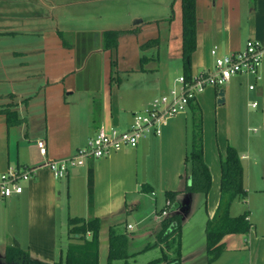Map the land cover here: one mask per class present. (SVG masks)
Listing matches in <instances>:
<instances>
[{"label": "crops", "instance_id": "1", "mask_svg": "<svg viewBox=\"0 0 264 264\" xmlns=\"http://www.w3.org/2000/svg\"><path fill=\"white\" fill-rule=\"evenodd\" d=\"M102 1L0 0V109L9 106L22 119L9 125L0 112V172L11 165L32 171L28 179L19 181L20 193L0 195V264L12 241L35 260L53 263L63 258L72 240L68 235L62 241L59 228L70 217L99 218L98 260L101 252L107 259L109 228L121 232L120 223L132 228L126 222L135 208L132 201L156 197L147 216L157 213L158 202L166 201V191H178L180 209L188 205L190 193L183 190L189 179L183 172L189 107L165 119L159 133H143L135 147L111 150L71 167L66 181L45 163L72 157L99 127L107 132L128 129L133 114L146 113L153 100L176 84V77L165 70L183 74L181 30L175 36L176 48L170 49L175 43L170 29L178 20L179 0L152 4L157 7L152 12L144 6L145 14L137 12L141 8L129 0L119 16L108 18L106 23L118 25L105 26L112 29L102 27L108 12L98 4ZM55 12L60 13L57 18ZM195 13L190 75L213 69L214 47L216 55L222 56L240 50L247 40L264 44V0H195ZM133 18L138 20L131 23ZM107 30H126L115 49L103 46ZM156 36L168 37L163 57L155 44L145 46ZM259 75L258 80L236 75L222 87L207 86L194 101L201 111L203 158L211 174L206 220L218 204L219 158L227 147H234L240 158L244 187L246 172L264 155V60ZM221 88L224 100L218 102ZM40 139L46 143L45 157L37 146ZM90 164L91 208L86 187ZM237 235L224 237V252L244 251L245 243L244 264H264V234L257 235L251 226L248 234Z\"/></svg>", "mask_w": 264, "mask_h": 264}, {"label": "trees", "instance_id": "2", "mask_svg": "<svg viewBox=\"0 0 264 264\" xmlns=\"http://www.w3.org/2000/svg\"><path fill=\"white\" fill-rule=\"evenodd\" d=\"M182 40L183 75L190 77V58L195 48L196 13L195 0H179ZM126 30H107L103 33V46L115 49L118 37ZM148 41L145 46L155 44ZM115 62L113 61V66ZM191 114L190 132L187 142V151L184 158L185 177L189 182L185 184L184 192H201L207 196L211 187V174L203 158V133L201 111L194 101L189 102ZM6 116L7 124H17L22 121L15 109L9 106L0 109ZM220 183L219 199L213 215L205 222L206 254L208 260L215 259L225 249L224 237L226 235L243 234L250 231L251 222L248 212L244 211L236 216L230 214L231 203L236 197H244L246 190L243 186V168L240 158L234 147L228 146L225 155L219 158ZM87 203L89 208L93 203V167L87 169ZM166 204L162 211L167 213L160 221L155 233L156 243L163 244L167 250L174 251V257L169 258L163 251L162 256L149 262V264H181L180 257V230L182 214L177 199L178 191H166ZM100 220L97 217H70L68 219V235L70 241L65 249L63 258L46 263L32 259L29 253L22 249L16 241L5 248L3 264H98V234ZM89 234V235H87ZM108 252L106 264H128L127 235L109 228Z\"/></svg>", "mask_w": 264, "mask_h": 264}, {"label": "rangeland", "instance_id": "3", "mask_svg": "<svg viewBox=\"0 0 264 264\" xmlns=\"http://www.w3.org/2000/svg\"><path fill=\"white\" fill-rule=\"evenodd\" d=\"M172 1V0H171ZM178 2V0H176ZM162 0H130L131 4L136 5L137 8H141L139 13L145 14L147 6L150 8V11L157 10V7L152 4L161 3ZM102 4L104 9L108 12L105 13V23L102 25L104 29H112L113 26H118L117 23L110 24L106 23L108 18H112L115 15H118L129 7V0H103L98 2ZM180 5V4H179ZM180 11V6L178 7ZM56 18L60 14L58 12L54 13ZM146 16V15H145ZM171 16H174V12L171 11ZM139 18V17H138ZM137 18L131 19V23H134V20ZM138 20V19H137ZM174 21V20H173ZM112 26V27H105ZM163 27V26H162ZM115 28V27H113ZM161 33L167 34L165 28H161ZM181 30V20L180 12L178 20L171 23L170 34L172 33L175 43L174 47H170L171 50H174L177 46L175 41V36L180 35ZM162 35V34H161ZM167 36V35H166ZM169 36V35H168ZM180 37V36H179ZM168 38V37H167ZM165 39L168 41V39ZM172 39L169 36V40ZM180 39V38H179ZM163 38L158 39L157 36L154 40L156 41L153 46L157 53H160V56L163 57L166 50L167 43ZM150 47V46H149ZM148 47V48H149ZM146 48V49H148ZM180 53V51H179ZM163 67H161L162 70ZM168 69V68H167ZM165 70V73H170L171 78L178 77L182 72L181 70L174 71L171 69ZM175 78V79H176ZM253 129L249 132L253 133ZM257 132L261 130L256 128ZM264 147V145H262ZM260 161L253 169H250V172H246V184L244 189L246 190L245 196L236 197L231 203L230 212L232 214L238 215L244 211H247L250 216L251 226H254V231L257 235L264 234V155L260 157ZM82 170L85 168H81ZM185 176V170L183 172ZM61 180L66 181L65 177H62ZM188 205H185L180 209L182 214V225L180 230V257L179 261L181 264H244L247 260L248 251L246 248L244 251H229L221 252L215 259L208 260L206 254V241H205V222H206V210H208L209 197L204 196L201 192H192L189 194ZM154 198L150 200L148 198L138 199L132 201V206L135 208L131 211V216L127 217V223L132 226L131 229H128L124 223L119 224V231L126 232L127 235V251L129 253L128 264H149L150 261L157 259L162 256L163 251L166 252L169 258L174 257V251L172 249L167 250L164 248L163 244L156 243L154 233L159 227L160 221L163 218L161 214V209L164 208L166 201L158 202L157 213L153 212L151 215H148L149 210L153 206ZM159 198V196H158ZM155 204V203H154ZM188 206V207H187ZM206 208V210H205ZM231 214V215H232ZM146 216V217H145ZM143 218V220H141ZM154 228V229H153ZM118 230V229H117ZM154 230V231H153ZM68 224H62L59 228L60 238L62 241H65L68 236ZM152 232V233H151ZM154 232V233H153ZM103 235V233H102ZM237 237L239 235H232ZM242 236V235H241ZM246 237V236H245ZM243 238V236H242ZM74 241V239H71ZM105 244V242H104ZM148 245H150L148 247ZM162 245V246H161ZM147 246V248H145ZM98 264H106V255L105 252H101L100 259Z\"/></svg>", "mask_w": 264, "mask_h": 264}, {"label": "built area", "instance_id": "4", "mask_svg": "<svg viewBox=\"0 0 264 264\" xmlns=\"http://www.w3.org/2000/svg\"><path fill=\"white\" fill-rule=\"evenodd\" d=\"M211 53L214 57V67L210 71H202L186 78L183 74L175 79V85L167 92L153 100L146 113H135L128 129L110 132L99 127L87 145L80 148L67 159H46V165L56 177H65L71 167L81 166L88 159L100 158L111 150H119L123 147H135L141 135L148 131L159 133L160 125L170 116L184 112L189 102L195 101L196 96L207 86L222 87L236 75L253 76L260 78L259 68L264 60V44L247 40L244 47L232 53L218 56L215 47ZM254 85L251 84L250 88ZM255 104H253L254 106ZM40 154H47L46 143L43 139L37 141ZM31 169L9 166L6 171L0 172V195L9 197L14 193H20L22 186L20 180H26L31 176ZM166 210L162 211L165 215ZM131 227V226H128Z\"/></svg>", "mask_w": 264, "mask_h": 264}, {"label": "water", "instance_id": "5", "mask_svg": "<svg viewBox=\"0 0 264 264\" xmlns=\"http://www.w3.org/2000/svg\"><path fill=\"white\" fill-rule=\"evenodd\" d=\"M218 99H217V101L218 102H220V101H223L224 99V97H223V89L221 88L220 90H219V92H218ZM181 214H182V212L181 211H179ZM182 215H184V214H182Z\"/></svg>", "mask_w": 264, "mask_h": 264}]
</instances>
